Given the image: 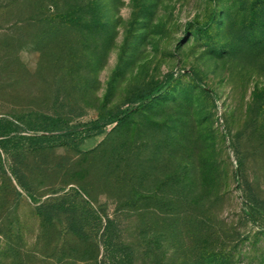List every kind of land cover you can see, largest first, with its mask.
Listing matches in <instances>:
<instances>
[{
    "label": "rangeland",
    "instance_id": "374dc122",
    "mask_svg": "<svg viewBox=\"0 0 264 264\" xmlns=\"http://www.w3.org/2000/svg\"><path fill=\"white\" fill-rule=\"evenodd\" d=\"M88 7L100 17L66 33L76 80L63 88L70 101L57 103L61 88L39 52L21 45V0H0V48L12 44L25 69L7 62L0 70L1 113L53 114L74 102L81 108L73 121L87 122L126 111L76 149L29 157L37 193L76 189L89 197L116 219L135 264H199L201 230L192 224L201 216L221 240L207 249L216 262L218 250L221 264H264V0H88ZM248 190L259 216L244 202ZM198 196L202 207L183 208V198ZM126 199L134 205L122 206ZM34 208L9 171L0 172V264L100 259L101 248L78 240L62 219L43 227Z\"/></svg>",
    "mask_w": 264,
    "mask_h": 264
},
{
    "label": "trees",
    "instance_id": "16d2710c",
    "mask_svg": "<svg viewBox=\"0 0 264 264\" xmlns=\"http://www.w3.org/2000/svg\"><path fill=\"white\" fill-rule=\"evenodd\" d=\"M21 4L24 7L21 15V45L29 44L39 52L40 63L47 69L48 80L61 88L56 92L54 100L57 103L66 102L65 99L70 101L67 99L68 92L64 95L63 88H73L76 74L70 66L69 44L71 41L68 42L66 33L74 27L79 31L85 30L84 27L79 26L100 15L95 12V9L88 7V0H21ZM3 46L0 48V70L4 71L7 62H10L14 64L15 69L24 72L25 69L17 55L11 53L12 44ZM73 103H65L70 108L69 111L53 112V114L45 113L38 108L16 109L9 113L0 112V172L6 174L9 171L16 184L31 202L35 203V213L40 218L43 227L62 219L66 230L78 240L101 248L100 259L96 256L86 260L78 259L79 262H84L83 264H135L136 250L132 243L124 241L116 219L102 213L93 205L94 203L88 196V199L82 198L76 189H67L63 193L50 189L46 192L47 196L42 198L45 193H37L30 180L31 170L26 162L29 157L56 147L76 149L79 143L86 138L102 133L103 128L109 124L121 123L126 116L125 110L110 113L99 112L94 119L87 122H74L73 117L76 113H73V110L81 107ZM139 105L142 106L140 103ZM21 129L41 131L47 134L21 137L17 135ZM21 139L29 140V145L25 147ZM186 188L188 190L190 187L187 185ZM16 193L21 196V192L16 190ZM243 198L244 202L248 203L251 213L259 216L258 207H262L258 204L254 194L248 190ZM126 200L122 206L132 207L134 205L132 199ZM204 201L206 200L202 196L185 197L183 208L185 210L199 209L204 205ZM173 202V200L169 201L170 207ZM151 207L152 205H147L145 208L150 209ZM201 217L192 224H196L201 230L198 238L199 247L201 246L199 264H221L218 261L223 258L222 255L224 256L222 251H216V254L220 255L216 258V262L212 258V253L215 252L207 250L209 246H215L221 240L215 237L216 233L211 232L207 226V220ZM141 234L144 235V233ZM10 250L15 251L14 248ZM14 262L21 264L19 260L14 259ZM44 262L43 264H51V262ZM67 263L75 264L76 262L66 261L65 264Z\"/></svg>",
    "mask_w": 264,
    "mask_h": 264
}]
</instances>
